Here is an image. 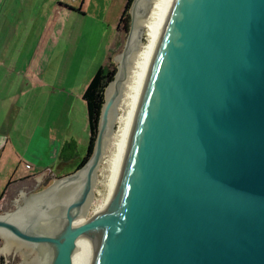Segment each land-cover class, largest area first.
Returning a JSON list of instances; mask_svg holds the SVG:
<instances>
[{"label":"water","instance_id":"water-1","mask_svg":"<svg viewBox=\"0 0 264 264\" xmlns=\"http://www.w3.org/2000/svg\"><path fill=\"white\" fill-rule=\"evenodd\" d=\"M149 1L157 36L108 200L79 223ZM130 21L91 156L39 191L6 192L0 254L73 264L94 230L89 264H264V0H134Z\"/></svg>","mask_w":264,"mask_h":264},{"label":"rangeland","instance_id":"rangeland-1","mask_svg":"<svg viewBox=\"0 0 264 264\" xmlns=\"http://www.w3.org/2000/svg\"><path fill=\"white\" fill-rule=\"evenodd\" d=\"M125 2L126 0H8L0 6V9L4 7L10 13L11 28L18 29L15 38L22 39L20 45H15V49L9 51L10 55L14 58L23 55L24 60H29L31 85L35 83L36 88L42 90L39 106L44 105L47 110L54 106L55 112L57 111L58 139L70 134V130L74 137L66 150L68 156H71V160L67 162L70 164L57 167V179L76 168L87 150L89 130L82 94L95 71L108 62L109 55L110 62L116 69L118 67L115 59L123 52L129 30H124L123 22L118 21ZM133 2L134 0L127 10L129 19ZM150 8L151 1L142 4L141 20L146 18ZM136 12L137 10L135 14ZM130 23L129 20V27ZM2 25L0 21V27ZM22 26L26 29L24 35H21ZM26 35H29L28 40L25 39ZM145 39L142 28L140 42ZM140 42L137 41L134 48L138 47ZM110 48H113L111 54ZM54 90V94H48ZM117 125L115 118L113 132ZM111 137H108L106 149L96 170L88 210L81 214L84 215V220L93 214L107 193L104 171L111 151ZM17 168L18 173L22 170L25 173L36 171L35 167L26 169L22 163L17 164ZM51 181L43 183V186L46 187ZM43 186L39 189L45 188ZM4 201L0 212L6 209ZM12 251L13 249H9L6 255L0 254V264H18L27 256L26 251L18 248L10 258Z\"/></svg>","mask_w":264,"mask_h":264},{"label":"crops","instance_id":"crops-1","mask_svg":"<svg viewBox=\"0 0 264 264\" xmlns=\"http://www.w3.org/2000/svg\"><path fill=\"white\" fill-rule=\"evenodd\" d=\"M7 1L0 0V6ZM0 21L3 23L0 27V187L3 186L0 192L1 206L6 192L12 186L21 184L26 177L36 178L41 175L39 182L48 174L57 178V167L70 164L67 162L71 160V156H68L66 150L74 137L70 130V134L58 139L57 111L55 112L54 106L48 110L44 105L39 106L42 90L36 88L35 83L31 85L29 60H24L23 55L14 58L9 53L15 49V45H20L22 39L15 38L18 29L11 28L10 13L4 7L0 9ZM22 27L21 35H24L26 29L25 26ZM28 36L26 35V40L29 39ZM40 39L39 37L38 41ZM112 50L113 48H110V54ZM31 89L35 91L32 92ZM54 93L55 90L48 94ZM19 163L24 164L28 170L35 167L36 171L25 173L22 170L18 173ZM75 170L76 168L63 175Z\"/></svg>","mask_w":264,"mask_h":264},{"label":"bare ground","instance_id":"bare-ground-1","mask_svg":"<svg viewBox=\"0 0 264 264\" xmlns=\"http://www.w3.org/2000/svg\"><path fill=\"white\" fill-rule=\"evenodd\" d=\"M158 10L157 6L151 1V8L146 18L141 20L142 28L144 29L145 41L140 42L132 54L127 78L119 95L116 110L118 122L116 130L111 132L110 144L111 151L107 160L105 173V186L107 193L105 198L99 203L93 214L106 206L122 147L126 138V134L142 89V85L149 67L152 56L157 30H158ZM108 140V139H107ZM107 142V141H106ZM89 202L83 207L81 214L87 212ZM84 221V215L80 216V222ZM96 242L94 230L82 231L77 240L73 255V264H89L93 248Z\"/></svg>","mask_w":264,"mask_h":264},{"label":"trees","instance_id":"trees-1","mask_svg":"<svg viewBox=\"0 0 264 264\" xmlns=\"http://www.w3.org/2000/svg\"><path fill=\"white\" fill-rule=\"evenodd\" d=\"M132 0H126L124 8L119 18V23L123 22L124 30L129 28V14L127 10ZM119 30L117 24V31ZM110 57L108 62L105 65H101L94 73L90 79L88 85L86 86L82 99L86 104L87 111V121H88V130H89V141L85 155L77 165L76 169L80 168L91 156L95 140L97 136V129L99 124V117L101 109L104 103V92L108 83L112 81L116 73V67L113 63L110 62Z\"/></svg>","mask_w":264,"mask_h":264},{"label":"flooded vegetation","instance_id":"flooded-vegetation-1","mask_svg":"<svg viewBox=\"0 0 264 264\" xmlns=\"http://www.w3.org/2000/svg\"><path fill=\"white\" fill-rule=\"evenodd\" d=\"M29 179H33V178L30 177V176L29 177H26L24 179V181H23L24 183H23V186H22V189H25V190L32 189V190L26 192L27 194L32 193V192L39 191L40 190L39 188L41 186H43V183L44 184H47L51 180H52L51 182H53L57 178L54 177V176H52V175H50V174H48L47 176L43 177V179L40 182H37V180H35V179H34V181H30ZM29 184H33V185H30L29 186V189H28V185ZM43 187H45V186H43Z\"/></svg>","mask_w":264,"mask_h":264}]
</instances>
